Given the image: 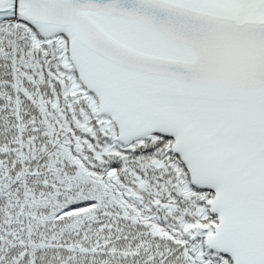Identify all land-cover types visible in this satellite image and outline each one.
I'll return each mask as SVG.
<instances>
[{
	"label": "snow or ice",
	"instance_id": "6c2138e0",
	"mask_svg": "<svg viewBox=\"0 0 264 264\" xmlns=\"http://www.w3.org/2000/svg\"><path fill=\"white\" fill-rule=\"evenodd\" d=\"M0 264H264V0H0Z\"/></svg>",
	"mask_w": 264,
	"mask_h": 264
}]
</instances>
